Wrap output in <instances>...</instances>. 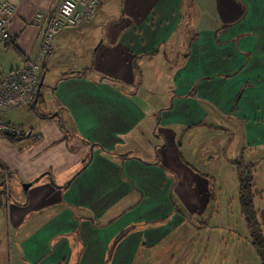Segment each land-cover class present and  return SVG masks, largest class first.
<instances>
[{
	"label": "crops",
	"instance_id": "0c3cea01",
	"mask_svg": "<svg viewBox=\"0 0 264 264\" xmlns=\"http://www.w3.org/2000/svg\"><path fill=\"white\" fill-rule=\"evenodd\" d=\"M3 1L16 12L13 44L0 49L12 66H1L2 74L36 56L47 13L60 3ZM184 28L194 36L173 55ZM53 43L47 72L62 53L72 57L71 44L84 59L70 58L73 69L65 72L57 66L47 95L41 90L53 109L39 116L33 141L0 136V168L12 195L0 208V261L172 264L170 236L190 216L207 223L203 210L218 206L227 174L239 194L243 178H251L253 206L264 219V0H104L91 21L61 31ZM160 57L178 60L168 69L172 101L163 108L149 100L165 96L155 79L136 82L137 68ZM204 130L234 141L241 158L211 149L207 162L215 170L189 163L185 149L202 146ZM154 136L159 144L152 147Z\"/></svg>",
	"mask_w": 264,
	"mask_h": 264
},
{
	"label": "rangeland",
	"instance_id": "374dc122",
	"mask_svg": "<svg viewBox=\"0 0 264 264\" xmlns=\"http://www.w3.org/2000/svg\"><path fill=\"white\" fill-rule=\"evenodd\" d=\"M203 6L204 3H200L198 1V7L203 8ZM191 31V29L185 31V28L184 31H180V39H174V41H176L175 52L171 54H177V52L179 51L180 43L182 45L185 42L186 38L191 35L194 36L193 32L190 34ZM101 40L102 38L100 39V41ZM54 43L53 45H55ZM78 48L79 47H77V45L71 44L68 50L74 52V54L71 55L72 57H68L64 53H62V59L56 62L48 72L45 69V72L43 73V78L45 77L44 85L42 87L41 95H47L46 93L48 91V86L52 85V83L54 82V70H56L57 66H64V69H66L62 70L65 72L67 70L73 69V63L71 62L72 59L83 61L84 58L80 56V50H76ZM180 49L182 50L183 48L180 47ZM4 51L5 50H2V52L0 53V70L1 66L5 68L12 66V58L7 57L8 54ZM48 61H46V63H48ZM173 62L174 63L165 62V59H162L160 57L157 60L154 59L153 62L148 63L147 61V66L146 64H142L137 68V73H139V76L136 82H140L142 75H145L144 78L147 82L155 79L153 83L154 89L155 86H157L159 92L164 91L165 96L161 95V98L151 97L152 99H149L150 103L153 106L157 107L160 105V107L163 108L169 105L172 101L171 95H167V92L171 88L172 84V80L168 75V69L170 67H176L178 60L176 59ZM52 107L53 103H45L40 97L36 108H32L31 106L18 107L17 109H13L3 114L2 119L13 126L21 127L27 135L28 133L32 132L31 139L25 138L19 141V143L25 145V143L33 141L36 135L40 133L39 126L41 125V119L39 116H47L48 114H50V112H52L51 110L53 109ZM153 113L157 114L158 112H156L155 109ZM215 135V131L204 130V140H202V146L199 143L196 146H193L195 152L186 147L185 154L187 155V160L189 163H195L196 166L203 168L205 164H209L207 160H211L210 158L208 159V154L210 153L211 149L214 150L216 157L219 155H224L228 159L234 157L236 158L237 156L240 157L241 147H239L238 149V154L234 155V141L227 139L223 142V139H215ZM196 137L198 136H195L193 138ZM152 141V147L153 144L154 146L159 144V140H157L155 136L152 138ZM222 148H225L226 151L223 152ZM260 157L264 159V154L261 153ZM215 163H218L217 160ZM206 166L207 171H210L215 170L217 164H209ZM2 171L3 169L0 168V173H3ZM247 177L248 176H246V179ZM259 177L261 178V180H263L260 188L261 190H263L262 197L264 198V170L259 175ZM231 181L232 180L230 179V177H228L227 174V176L225 177V183H223L224 186L221 185L222 187L226 188V190L217 193V198L219 199L218 206L215 207V209H209L206 207L205 211L203 210V212L208 215L207 223L201 225L199 220L200 217L198 215L190 216V218H192V221L191 219H188L189 222L185 227L181 228L170 236L169 249L173 252V258L168 259L170 260V262H172V264H193L194 262L196 264H239V262L241 264H262L261 259L253 246L254 241L252 239V234H261L264 236V221L257 213V221L252 224L251 229L247 228L245 219L242 215L240 194L236 190V188L235 190L230 189L229 185L232 183ZM260 188L258 189L259 191ZM256 205L260 206L261 204L257 202ZM260 211L263 212L262 210ZM5 233L6 221H4V215L1 213L0 235H3ZM195 249H198V251L197 255L194 257ZM0 264H8V259L4 257L2 261H0Z\"/></svg>",
	"mask_w": 264,
	"mask_h": 264
},
{
	"label": "built area",
	"instance_id": "2783aa9c",
	"mask_svg": "<svg viewBox=\"0 0 264 264\" xmlns=\"http://www.w3.org/2000/svg\"><path fill=\"white\" fill-rule=\"evenodd\" d=\"M104 0H60L56 9L47 13L40 37V47L34 58L28 59L23 70L0 73V136H23L26 132L5 122L2 115L23 106H32L41 84L46 61L54 53L53 41L61 31L91 21ZM16 12L15 6L0 0V49L12 41L9 25Z\"/></svg>",
	"mask_w": 264,
	"mask_h": 264
},
{
	"label": "trees",
	"instance_id": "16d2710c",
	"mask_svg": "<svg viewBox=\"0 0 264 264\" xmlns=\"http://www.w3.org/2000/svg\"><path fill=\"white\" fill-rule=\"evenodd\" d=\"M12 44L13 43L11 41L8 47H10ZM6 138L13 143L17 142L18 140H22V138L12 135H8ZM253 196L254 194L251 186V178L247 177L246 179L244 177L240 188V203L242 207V214L246 219L249 229H251L252 224L257 221V212L253 206ZM252 239L254 241L253 246L260 257L262 264H264V236L261 234H252ZM112 252L113 251H110L109 253L110 258L112 257Z\"/></svg>",
	"mask_w": 264,
	"mask_h": 264
},
{
	"label": "water",
	"instance_id": "95a60500",
	"mask_svg": "<svg viewBox=\"0 0 264 264\" xmlns=\"http://www.w3.org/2000/svg\"><path fill=\"white\" fill-rule=\"evenodd\" d=\"M43 85H44V78L42 79L41 84H40V86H39V89H38V91H37V93H36V99H35V101H34L33 104H32V108H36V106H37V103H38V100H39L40 93H41V90H42ZM31 134H32V133H28V135L26 136V138H30V137H31ZM0 176L2 177V175H0ZM1 177H0V180H1ZM31 186H32L31 183H27V184H23V185H22V187H23V189H25V191H26L28 188H30ZM2 187H5V189H1ZM7 187H8V186H6V182H5L4 180H1V181H0V208H1L2 205H3L2 201H1V196H2V195H4V197L7 196V195H6V194L8 193V191H7ZM6 198H7V197H6Z\"/></svg>",
	"mask_w": 264,
	"mask_h": 264
},
{
	"label": "flooded vegetation",
	"instance_id": "af4514ba",
	"mask_svg": "<svg viewBox=\"0 0 264 264\" xmlns=\"http://www.w3.org/2000/svg\"><path fill=\"white\" fill-rule=\"evenodd\" d=\"M27 136V134H25V135H23V136H18L19 138H22V140L25 138ZM24 137V138H23ZM0 175H2V177H1V180H4L5 182H6V186H8L7 187V191H8V193L6 194L7 196H5V197H7V199L8 198H11V189H10V180H9V178H8V176L7 175H5L4 173H1ZM0 180V181H1ZM1 189H5V187H2ZM4 197V195H2L1 196V201H3V199L5 198Z\"/></svg>",
	"mask_w": 264,
	"mask_h": 264
}]
</instances>
